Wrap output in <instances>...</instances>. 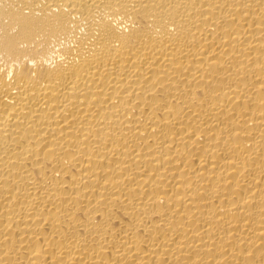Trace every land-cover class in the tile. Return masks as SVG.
<instances>
[{
  "label": "bare ground",
  "instance_id": "bare-ground-1",
  "mask_svg": "<svg viewBox=\"0 0 264 264\" xmlns=\"http://www.w3.org/2000/svg\"><path fill=\"white\" fill-rule=\"evenodd\" d=\"M0 264H264V0H0Z\"/></svg>",
  "mask_w": 264,
  "mask_h": 264
}]
</instances>
